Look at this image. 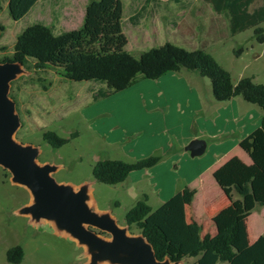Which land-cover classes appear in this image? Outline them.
<instances>
[{
    "label": "rangeland",
    "instance_id": "1",
    "mask_svg": "<svg viewBox=\"0 0 264 264\" xmlns=\"http://www.w3.org/2000/svg\"><path fill=\"white\" fill-rule=\"evenodd\" d=\"M178 1L47 0L16 22L10 16L9 0H0V25L5 28L0 38V61L12 56L17 37L28 26L42 21L57 32L77 30L89 5L99 3L108 16L107 24L118 25L125 37L101 34L100 51H128L139 57L166 43L189 51L204 49L231 73L235 83L250 77L256 84H264V43L257 41L254 28L231 36L228 16L217 14L202 0ZM259 5L261 1L254 6ZM240 49L243 53L237 55ZM32 71L23 69L10 88L9 96L16 102L22 123L16 140L39 147L40 164L62 166L54 175L58 183L79 186L92 182L99 210L111 212L131 235H140V231L128 228L126 214L144 193L157 210L162 202L190 186L201 190L196 205L210 215L204 212L200 219L195 218V209L183 205L187 240L195 222L208 227L202 232H214L215 220L231 209L215 175L235 159L245 164L249 161L236 145L240 133L226 136L233 132L228 122L236 112L252 124L258 113L262 114L258 106L242 97L232 104L216 102L209 80L186 71L183 76L170 72L158 80L139 78L129 89L98 101L93 97L102 87L99 84L66 80L55 66ZM198 89L202 102L195 100ZM46 131L69 138L70 143L55 149L44 141ZM194 135L204 138L209 146L200 157H192L185 149ZM152 155L161 157L156 166L131 173L122 184L106 185L93 177L97 161L134 162ZM31 202L30 191L14 184L12 173L0 166V264H13L7 260V251L17 245L25 250L20 264H89L86 248L58 234L51 224L35 225L30 217L20 214ZM247 228L250 243L264 234V207L250 216ZM99 233L112 238L109 233ZM189 262L193 260L181 264Z\"/></svg>",
    "mask_w": 264,
    "mask_h": 264
},
{
    "label": "trees",
    "instance_id": "2",
    "mask_svg": "<svg viewBox=\"0 0 264 264\" xmlns=\"http://www.w3.org/2000/svg\"><path fill=\"white\" fill-rule=\"evenodd\" d=\"M42 1L47 0H9L11 18L16 22L23 20ZM202 1L211 5L217 14L228 16L231 36L254 28L257 41L264 43V28L261 27L264 0ZM259 1L261 5L255 7ZM106 17L103 6L92 3L77 30L57 32L55 27L42 21L30 25L17 37L12 56L0 63H21L29 72L55 66L66 80L101 85L94 101L129 89L139 78L158 80L170 72L186 71L209 80L216 102L242 97L258 106L263 111L261 126L240 143L252 164L235 159L215 175L233 207L216 222L215 235L202 236L195 222L196 232L187 240L183 205L191 206L197 195V190L189 186L157 210L152 208L145 195L127 212L126 223L130 230L135 227L145 236L161 261L168 258L172 262L193 260L186 264H264V234L251 244L247 228L250 216L257 208L264 207V84H256L250 77L235 83L231 73L204 49L189 51L166 43L143 52L139 57L128 51H100L97 45L103 41L101 34L122 36L119 26L108 25ZM4 30L0 25V38ZM241 53L242 49L236 52L237 55ZM43 139L55 149L71 140L54 131L44 132ZM160 160L161 157L156 155L134 162L100 160L94 164L92 174L96 182L115 186L126 182L132 172L153 168ZM24 258L25 250L20 245L7 251L10 263L20 264Z\"/></svg>",
    "mask_w": 264,
    "mask_h": 264
},
{
    "label": "water",
    "instance_id": "3",
    "mask_svg": "<svg viewBox=\"0 0 264 264\" xmlns=\"http://www.w3.org/2000/svg\"><path fill=\"white\" fill-rule=\"evenodd\" d=\"M23 69L21 63H0V166L12 173L14 184L24 186L32 194L31 205L24 207L20 214L30 217L35 225L51 224L58 234L86 248L91 258L89 264L185 262H172L168 258L159 260L143 234L131 235L111 212L99 210L93 196V183L79 186L58 183L54 175L62 166L40 164L41 149L16 140L22 123L16 102L9 93L12 82ZM206 149L207 142L203 139H195L186 147L192 157L202 156ZM99 231L111 234L112 238H103Z\"/></svg>",
    "mask_w": 264,
    "mask_h": 264
},
{
    "label": "crops",
    "instance_id": "4",
    "mask_svg": "<svg viewBox=\"0 0 264 264\" xmlns=\"http://www.w3.org/2000/svg\"><path fill=\"white\" fill-rule=\"evenodd\" d=\"M31 13H32V11H31ZM185 71H183V72H178L179 73V75H182L183 76V74H185L184 73ZM162 78V77H161ZM190 81L191 82H193L191 79H190ZM195 84V83H194ZM193 84V85H194ZM192 89H194V87L192 86ZM196 94V93H195ZM200 97H201V89H200V91H199V89L197 90V94H196V98H195V100L197 101L198 100V102L199 101H201L200 100ZM238 97H236V98H234V99H232L231 101H228V103H230V104H232V103H234L235 102V100L237 99ZM202 102V101H201ZM236 111V110H235ZM259 115V118L256 120V121H254V122H252V124H248V121L246 120L247 118H244V117H242L240 114H237L236 112H234V115L232 114L231 115V118L233 119V121H232V119H231V121L230 122H228L229 123V126H228V128H229V130L230 131H233V132H230V133H225L226 134V136H235L238 132L240 133V135H239V137L236 139V145L243 151V149L240 147V143L245 139V138H247L251 133H253L256 129H258L260 126H261V122H262V117H263V111H262V114H260V113H258ZM228 128H227V130H228ZM192 139V141L193 140H195V139H203V140H205L204 138H201V137H196L195 135L191 138ZM206 141V140H205ZM207 142V141H206ZM189 145V144H188ZM186 147H187V145H186ZM208 144H207V149H208ZM186 149V148H185ZM207 149H206V151H207ZM225 151H227L226 149H224V151L223 152H225ZM223 152H219V154H221V153H223ZM244 152V151H243ZM245 153V152H244ZM246 154V153H245ZM247 155V154H246ZM248 156V155H247ZM248 158H249V161H248V163H246L247 165H251L252 164V161H251V159H250V157L248 156ZM219 159H221L220 157H219ZM136 172V171H135ZM133 173V172H132ZM131 175V174H130ZM128 180V179H127ZM92 183V182H91ZM94 185V184H93ZM216 185L221 189V187L218 185V183H217V181H216ZM190 187V186H189ZM192 188V187H191ZM194 189H196V188H194ZM93 190H94V188H93ZM183 190V189H182ZM197 190V195H196V197H195V200H194V202H193V204L191 205V206H187V207H189V208H194L195 209V218H198V219H200L201 218V216H202V214H204V212H207L208 214H209V212L208 211H203L202 209H200L199 208V206H197L196 204H197V202H198V196L200 195V193H201V190H199V189H196ZM221 191L223 192V190L221 189ZM181 193H182V191H181ZM180 193V194H181ZM223 194L225 195V193L223 192ZM147 196L148 197V199H149V196L146 194V193H144L143 194V197L144 196ZM225 197L227 198V196L225 195ZM227 200L230 202V200L227 198ZM167 202V201H166ZM163 204L165 203V202H162ZM230 205H231V209L229 210V212L233 209V207H232V204H231V202H230ZM194 211V210H193ZM210 215V214H209ZM221 217V216H220ZM183 219H184V223L186 222V220H185V217H184V214H183ZM213 218L212 217H210V220H212ZM220 218H217L216 220H215V222H214V227H213V229H214V232L212 233H209V234H211V235H215L216 233H217V227H216V222L219 220ZM198 224V226L200 227V229H201V235L202 236H205L206 234H208V232H202L203 230L202 229H208V227L206 226H203L202 225V223H197ZM196 232V228H194V231H192L191 233H189L190 235H189V238L190 237H192V235L194 234ZM259 238V237H258ZM257 240V239H256ZM256 240L253 242V243H255L256 242ZM253 243H251V244H253Z\"/></svg>",
    "mask_w": 264,
    "mask_h": 264
}]
</instances>
